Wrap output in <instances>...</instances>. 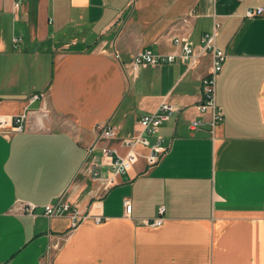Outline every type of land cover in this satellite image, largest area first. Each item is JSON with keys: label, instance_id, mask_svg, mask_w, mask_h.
I'll return each instance as SVG.
<instances>
[{"label": "crops", "instance_id": "0c3cea01", "mask_svg": "<svg viewBox=\"0 0 264 264\" xmlns=\"http://www.w3.org/2000/svg\"><path fill=\"white\" fill-rule=\"evenodd\" d=\"M258 6L0 0V117L28 112L23 132L0 131V264H264V14L245 16ZM215 30L228 57L216 93L224 121L213 128L212 112L197 107L213 66L201 39ZM177 37L193 43L195 65L177 58L133 72L144 50L182 55ZM35 93L45 95L30 105ZM166 99L180 110L149 136L162 137V161L151 167L139 145L134 166L105 189L85 169L88 150L98 144V161L104 146L125 155L123 140ZM101 123L116 138L99 139ZM61 196L81 211L75 227L71 212L45 213ZM21 201L35 214L17 209Z\"/></svg>", "mask_w": 264, "mask_h": 264}, {"label": "built area", "instance_id": "2783aa9c", "mask_svg": "<svg viewBox=\"0 0 264 264\" xmlns=\"http://www.w3.org/2000/svg\"><path fill=\"white\" fill-rule=\"evenodd\" d=\"M19 7V3L16 4ZM264 14V6L249 7L245 16L248 18H254ZM217 30L213 33H205L201 39L202 52H211L213 54V66L210 72L204 77L202 81L203 101L197 107L201 114L212 112L211 125L216 128L224 121L223 108L218 105L217 102V80L218 76L223 70L224 63L228 57L227 53L216 46ZM14 46L17 47L21 41V38L16 36L13 39ZM176 45L180 46L183 54L164 56L156 54L151 50H144L135 55L133 60L132 70L137 72L141 67L149 65H160L161 63H174L179 58L185 62L188 66H193L197 63L198 56L195 53L193 43L183 37H177L175 39ZM178 58V59H177ZM45 93H35L31 95L28 100L29 104H34L43 98ZM1 97V96H0ZM180 109L167 99L164 100L159 108V111L153 114L145 115L141 118L140 124L142 132L133 137L125 138L123 143L125 144L128 152L122 155L117 149L104 146L102 147V160L98 159L94 155V150L97 147L95 143L91 149L88 150L86 158V171L89 172L96 180H99L104 184V188H109L117 185V177L126 174L137 162L141 153L138 150L139 145L146 146L149 152L145 155L148 164L153 167L160 163L164 157L163 139L159 135L157 139L152 143L149 140L150 135H157L160 132L161 125L170 120V118L176 114ZM28 121V112L16 115V117H0V131L6 132L8 127L16 132H23ZM204 119H194L190 122L191 129H198L203 124ZM11 123H13L12 126ZM98 138L103 140H112L117 136V128L109 123H101L97 127ZM107 168L110 172V176H105L102 173V169ZM69 198L61 196L55 203H49L45 206V213L49 216L62 214L65 212L72 213L73 227L77 226L81 219V211L77 206H73ZM126 214L131 215L133 205L130 201H126ZM37 205L32 203L20 202V206L17 207L21 212L34 215ZM166 211L165 206H161L159 209L160 215H164ZM96 221L100 222L101 218L96 217ZM163 218H157L153 221H147L152 225H161Z\"/></svg>", "mask_w": 264, "mask_h": 264}]
</instances>
